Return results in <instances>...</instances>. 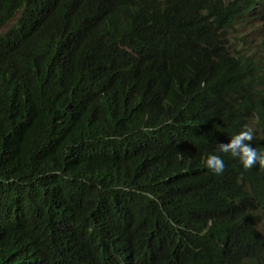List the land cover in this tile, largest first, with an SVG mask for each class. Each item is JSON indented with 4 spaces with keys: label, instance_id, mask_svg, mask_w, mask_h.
Returning <instances> with one entry per match:
<instances>
[{
    "label": "trees",
    "instance_id": "obj_1",
    "mask_svg": "<svg viewBox=\"0 0 264 264\" xmlns=\"http://www.w3.org/2000/svg\"><path fill=\"white\" fill-rule=\"evenodd\" d=\"M260 20L264 0H0V264H264V167L203 166L244 126L264 152V33L232 35Z\"/></svg>",
    "mask_w": 264,
    "mask_h": 264
},
{
    "label": "clouds",
    "instance_id": "obj_2",
    "mask_svg": "<svg viewBox=\"0 0 264 264\" xmlns=\"http://www.w3.org/2000/svg\"><path fill=\"white\" fill-rule=\"evenodd\" d=\"M253 129L244 126L241 130L231 135L227 142L217 143L214 152L207 155L204 160V167L214 174H220L225 167V161L220 154H228L239 160L245 169H250L254 165L264 167V152H258L252 146Z\"/></svg>",
    "mask_w": 264,
    "mask_h": 264
},
{
    "label": "rangeland",
    "instance_id": "obj_3",
    "mask_svg": "<svg viewBox=\"0 0 264 264\" xmlns=\"http://www.w3.org/2000/svg\"><path fill=\"white\" fill-rule=\"evenodd\" d=\"M255 26H257V30L253 33H250V37L255 39L258 36L259 41L261 39L262 33H264V20L257 21L250 25H237L234 28L232 35L237 39V42H240V40L238 39L242 38L247 31H253ZM250 37H246V39H249ZM252 43H255V41H252ZM260 151H263V149H261ZM260 229H263L264 231V224L260 226Z\"/></svg>",
    "mask_w": 264,
    "mask_h": 264
},
{
    "label": "bare ground",
    "instance_id": "obj_4",
    "mask_svg": "<svg viewBox=\"0 0 264 264\" xmlns=\"http://www.w3.org/2000/svg\"><path fill=\"white\" fill-rule=\"evenodd\" d=\"M162 212V211H161ZM139 229V228H138ZM146 235V234H145ZM148 235H150V234H148ZM130 237V236H129ZM145 237H148V236H145ZM89 239V238H88ZM143 239V238H142ZM133 240V239H132ZM130 241H131V238H130ZM135 241V240H134ZM138 242H139V240H137ZM143 242H145V241H143ZM128 243H129V241H128ZM134 243V242H133ZM137 243V242H136ZM141 243V242H140ZM138 244V243H137ZM129 245V244H128ZM140 245V244H139ZM137 246V245H136ZM136 248H138V246L136 247ZM133 248H131V250H132ZM137 250H140V248L139 249H137Z\"/></svg>",
    "mask_w": 264,
    "mask_h": 264
}]
</instances>
